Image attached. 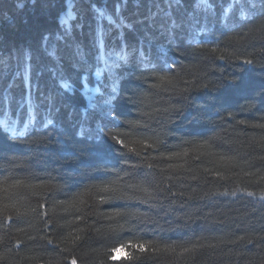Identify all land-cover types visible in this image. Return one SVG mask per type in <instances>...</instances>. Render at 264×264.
Segmentation results:
<instances>
[{"label":"trees","instance_id":"obj_1","mask_svg":"<svg viewBox=\"0 0 264 264\" xmlns=\"http://www.w3.org/2000/svg\"><path fill=\"white\" fill-rule=\"evenodd\" d=\"M109 2L110 0H98V6ZM17 3H23L26 7L17 8ZM230 3L232 0H215L216 8L212 15L219 16L220 8H227ZM37 11L32 5V0H0V61L5 62L0 64V88L11 80L17 71L21 73L20 78L23 77L22 66L17 67V58L23 59L24 52L28 45L33 43L35 34L28 31L20 21L35 19ZM204 15L201 12L202 26L206 22ZM231 15L229 13V16ZM220 21L218 23L213 19L212 23L208 24L210 32L201 34L199 39L204 44L202 50L193 51L195 43L189 45L190 37L184 36L182 50L186 55L177 58V67L171 70L170 75L175 76L179 70L185 80H192L195 74L207 72L208 76L214 79L220 76L221 73L217 69L221 68L225 73L231 72L237 76L240 74L233 64L218 57L237 48L243 52V46L232 38L237 37V34L242 36L252 25L246 21L240 22L235 30H230L224 26L222 17ZM47 23L55 31V21L51 15L47 17ZM102 23L107 24L106 21ZM233 23L235 21H229V24ZM81 39L86 45L84 50L88 53L89 62L94 65L91 73L82 72L81 76H85L91 83V75L101 63L95 59L96 51L91 47V40L87 37ZM160 43L167 42L161 40ZM245 43L250 45L248 53L259 54L260 49L264 47V42L259 39L252 40L251 37ZM213 48L218 50L212 52ZM32 55L36 58L44 56L42 51H33ZM50 59L47 58L43 62L49 63ZM67 74L71 75L72 80H76L75 70L69 69ZM140 74V70L134 72V76ZM144 75L148 77L146 81H134L130 87L137 89L141 99L147 96V100L137 106H129V111L125 112L121 119L139 120L142 125H146L131 129L133 135L130 139H148L155 145L154 148L146 149L144 155L149 157L147 162L156 167L152 170L145 167L140 170V176L135 179L125 176L120 183L143 180L145 186L150 188L159 183L160 187L165 188V193L153 191V198L145 197L146 203L116 200L109 204H98L92 196H86L85 204L76 205L79 212L69 207L68 202L89 186L115 180L117 173L124 176V172L128 170V166L120 163L114 153L97 151L91 147V142H81L82 138L76 135L79 123H84L85 127H95L97 123L96 116L93 115L97 111L87 107L80 93L81 87L77 83L74 85L75 91L68 93L71 97L68 103L76 115L69 116L62 110L48 117L45 112L40 111L36 117L37 128L46 118L53 119L55 124L23 138L22 142L9 140L0 129V188L14 180L33 185L12 189L11 200H5V194L0 191V237H4L3 244H0V256L3 257L0 264L47 262L52 258L49 255L51 246L46 250L41 247L44 241H31L28 236L39 237L46 231L50 238L56 240L59 234H67L70 230L66 222H71V228L85 229L84 233H73V236L79 234L85 237L74 249L78 264H137L128 261L126 256L136 252L133 244L146 241L155 242L161 247L171 245L177 249V254L160 253L157 259H151L147 264H244V261L248 260L251 264H260V260L264 259V246L220 243L237 236L264 235V200L260 199L264 195V181L257 182L264 176V161L258 159L264 155V149L253 143L264 136V130L237 123L240 119L249 123H264V102L257 99L254 101V108L241 110L240 105L246 103L243 99L234 98L229 102L230 106H222L223 98L220 92H209L205 96L201 92L193 91L185 95L195 97L196 103L207 105L203 115L200 110L189 108L182 115L171 114L169 117V114L158 113L154 109L167 107L181 100L177 93L180 88L185 87L183 81H178L175 85L161 84L157 89L151 87L152 84L158 83L155 78L148 72H144ZM107 76L103 84L98 83L102 90H105L104 85L109 83ZM16 99L20 101L18 90ZM21 102L23 108L17 107L16 103L12 104L8 113L12 119L27 120L29 102L27 99ZM228 111L234 113L235 119L228 118ZM3 113L4 108L0 107V120L5 118ZM125 130H128L127 125ZM40 135H47L51 143L30 142ZM161 152L188 154L172 160L152 159L159 157ZM221 157L232 159L222 161ZM130 163L145 162L141 157L132 156ZM169 164L182 167L167 169ZM105 167L115 171L105 172ZM161 169L166 170L161 172ZM150 171L151 174L145 180L144 174ZM225 191L236 192V195H218ZM169 192L176 195H170ZM246 192H254L255 196L249 197ZM135 194L144 196L140 192ZM59 201L66 203L60 204ZM5 204H15L16 207L5 208ZM41 204L44 207L41 208ZM32 209H36V212ZM113 210L136 215L117 218L119 223L125 224V228L112 232L109 230L110 226L115 227L117 220L106 219L98 213L108 214ZM9 215L12 220L6 223L5 217ZM77 215L82 219L76 220ZM46 220H51L48 229H44ZM61 225L64 227L61 228ZM18 228L24 231L18 232ZM97 228L100 229L99 233L95 231ZM17 239L23 241L19 248L16 247ZM209 244L219 246L209 248ZM193 245L205 247H198L194 253L178 255L184 247L190 248ZM110 248L124 250L125 257L118 260L109 259L107 250ZM9 249L11 251H8ZM230 251L232 254H227ZM237 252H243L244 255L237 256ZM84 253L87 255H83ZM111 255L114 256V252Z\"/></svg>","mask_w":264,"mask_h":264},{"label":"snow or ice","instance_id":"obj_2","mask_svg":"<svg viewBox=\"0 0 264 264\" xmlns=\"http://www.w3.org/2000/svg\"><path fill=\"white\" fill-rule=\"evenodd\" d=\"M32 5L36 8L37 15L35 19H22L21 24L25 28L34 33L32 44L28 45V49L24 52L21 60L17 58V67L23 68V77L17 71L11 80L0 88V107L4 108V119L0 120V129L6 134L9 140H20L27 136L39 133L41 129H48L50 125H54L55 121L46 118L40 122L37 128V115L43 111L50 117L53 113L66 111L69 116L76 115L71 109L68 101L71 99L68 93L74 92V85L79 83L81 88L88 83L81 73H91L94 65L90 64L88 53L85 52L86 45L82 42V37L91 40V47L96 51L95 59L103 61L104 71L108 73L107 79L110 81L108 86V96L104 100V107L100 108L96 116L97 123L95 127H85L84 123H79L76 135L81 137L83 142L87 140L91 142V147L105 154L114 153L115 158L120 163L127 165L128 170L124 172V176L118 173L115 180L107 183L93 184L86 188L84 192L77 194L68 202L69 207L75 208L79 212L77 204H85L84 197L92 196L98 204H109L116 200L140 201L146 203L148 199L153 198L152 192L158 191L165 193V188L160 187L156 183L154 187L145 186L143 180L120 183L124 177L135 179L140 176L141 169H154L153 163L147 162L149 157L144 155L146 149L154 148L155 145L150 143L148 139L136 138L130 139L133 135L131 129L138 127H146L139 120H122L121 116L129 111V106H137L147 100V96L141 99L138 96L137 89L130 87L134 81H146L147 76L144 72H148L155 78L158 83L152 84V88H160L161 84L175 85L178 81H183L185 87L180 88L177 95L182 99L177 103L169 104L167 107L156 108L155 112L182 115L189 108L200 110L201 115L207 109V105L196 103L195 97H189L185 93L201 92L205 96L209 92H220L222 96V106H230L229 102L234 98L245 100L244 105H240L241 110H251L256 105L254 101L259 99L264 102V47L259 54L248 53L250 46L245 41L259 39L264 42V0H232L227 8L221 7L219 16H213L215 13V0H110L109 4L98 6V0H32ZM17 8L26 7L23 3H17ZM201 12H203L204 25H201ZM229 13L232 15L229 16ZM51 15L55 21V31L48 26L47 17ZM220 17L223 18V24L230 30L240 22H247L252 25L243 35L237 34L235 42L241 44L244 51L239 48L235 51L222 54L218 59L226 61L237 69L239 75L231 72L225 73L223 68L217 69L221 74L216 78L208 76L207 72L195 74L192 80H185L181 72L178 70L175 76L170 75L172 69L177 67V58L186 55L183 49L184 36L190 37L189 45L195 43L196 47L193 51L202 50L204 44L199 39L202 33H209L208 24L213 19L219 23ZM235 21L229 24V21ZM106 21L107 24H103ZM165 40L167 43H160ZM179 41V42H178ZM218 49H211L216 52ZM33 51H42L44 56L36 58L32 55ZM154 53V56H153ZM247 53V54H245ZM51 58L49 63L43 62L45 59ZM155 59V62H153ZM5 63L0 61V64ZM194 67V66H189ZM159 68V71L157 69ZM69 69L75 70L76 80H72L71 75L67 72ZM140 70L139 76H134V72ZM101 70L96 68V74L99 75ZM71 81V82H70ZM19 91L20 101L16 99V92ZM99 91V89H97ZM27 99L29 102V110L27 120L12 119L8 113L13 103L17 107L23 108V101ZM89 108L95 109L97 106L93 102H89ZM225 110H227L225 108ZM15 115V113H13ZM230 119H235L234 113L227 112ZM264 119V118H262ZM174 122V121H173ZM71 123V122H70ZM240 125L247 127L259 128L264 130V123H249L240 119L237 121ZM125 125L128 130H125ZM75 126V125H72ZM31 143H46L51 141L47 135H40L37 139L30 141ZM162 143V141L160 142ZM264 149V136L259 141H253ZM188 153H159V157L172 160L179 156H186ZM132 156L141 157L145 163H130ZM230 157H221V160H231ZM264 161V155L258 157ZM182 165L169 164L167 169H178ZM166 169H161L163 172ZM105 172H113L114 169L104 168ZM207 171V170H206ZM151 174H144V179ZM219 175V173H217ZM246 175H253L246 173ZM171 177H169L170 179ZM153 179L155 177L153 176ZM195 179V177H193ZM264 181L261 176L257 182ZM20 187H33V185H25L21 180H14L12 183H6L0 188L5 200L12 199V189ZM135 192L143 193L144 196L136 195ZM168 194L175 196L176 193ZM221 196L232 195L236 192L228 191L219 193ZM249 197H254V192H246ZM264 200V195L260 197ZM65 204V201H59ZM5 208H15V204H5ZM40 207H44L43 204ZM67 211V209H65ZM36 212V209H32ZM17 215L19 212L17 210ZM103 215L106 219L117 220L126 215L135 216V213H125L120 210H113L111 213ZM82 217L77 215L76 220ZM12 220V216H6L5 222ZM70 230L67 234H59L58 239L50 238L47 232H43L39 237L28 236L31 241L40 239L44 241L41 247L46 250L51 246L49 255L52 257L47 262L37 261V264H78L77 256L74 249L85 239L82 235L73 233H84V228H71V222H66ZM51 220L44 222V229H48ZM61 228L64 226L61 225ZM125 224L118 222L115 227L110 226V231L116 232L124 229ZM18 232L24 229L18 228ZM97 233L100 229H95ZM7 235V234H6ZM10 238V237H9ZM4 237H0V244H3ZM23 241L17 239L16 247L19 248ZM221 244H241L254 245L256 247L264 246V235L259 236H237L235 239L227 241L222 240ZM61 245H64L61 247ZM68 245H71L69 247ZM219 245H207L209 248H216ZM135 253H129L126 259L137 264H147L151 259H157L160 253L177 254V249L171 245H164L146 241L133 244ZM204 248L205 245H193L192 247H184L178 255L194 253L197 248ZM117 248L107 250L108 258L115 260L116 257L111 253L118 251ZM8 251H11L10 249ZM67 253V255H65ZM227 254H232L231 251ZM83 255H87L84 253ZM81 256V262L83 261ZM237 256H243V252L235 253ZM264 255V253H262ZM0 259H3L0 256ZM195 260V257H193ZM19 264V262H16ZM244 264H251V261H244ZM260 264H264V259L260 260Z\"/></svg>","mask_w":264,"mask_h":264},{"label":"rangeland","instance_id":"obj_3","mask_svg":"<svg viewBox=\"0 0 264 264\" xmlns=\"http://www.w3.org/2000/svg\"><path fill=\"white\" fill-rule=\"evenodd\" d=\"M67 2V0H65ZM87 52V51H86ZM100 66H97L101 70L100 74H96V69L91 75V83L86 79L85 76L83 78L88 81L85 87L80 89V93L83 95L84 100L86 101L87 107L89 105V102H93L97 107L95 108L97 113L99 112L100 108L104 107V100L108 96V86L110 84L107 83L105 86V90H102L98 83L103 84L105 82V77L108 75L106 71H104V63L103 61H100ZM91 64V63H90ZM99 89V91H97ZM89 108V107H88ZM92 109V108H89ZM114 256L116 257V260L122 259L125 257V251L124 250H118L114 252Z\"/></svg>","mask_w":264,"mask_h":264}]
</instances>
